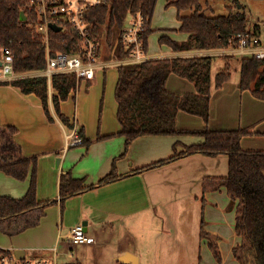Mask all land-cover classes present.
<instances>
[{
  "label": "crops",
  "instance_id": "obj_1",
  "mask_svg": "<svg viewBox=\"0 0 264 264\" xmlns=\"http://www.w3.org/2000/svg\"><path fill=\"white\" fill-rule=\"evenodd\" d=\"M165 2L166 8H170L167 6V0ZM171 8L177 11L175 7ZM177 20V28L163 26L164 28L157 29L160 31L161 52L158 56H153L147 50V60L193 56L214 58L224 55L241 56V59L246 57L239 53V49L176 52L161 45L162 36H168L178 42L188 40L189 35L179 31L181 23L178 11ZM110 51L113 60L102 61V65L108 67L97 71L93 81L82 84L90 87L100 80L103 74L118 70L121 60L114 56L112 49ZM239 80L235 81L232 74L231 80L221 89L213 87L209 128H251L254 134L242 139V148L264 151V101L255 98L249 90L241 91ZM167 89L178 95L196 93L193 83L174 74L168 78ZM78 90L75 93L73 91L71 96L77 97ZM66 104L67 101L62 102L60 108L70 120V124L78 130L83 127L86 137L94 142L89 148L76 146L67 149L66 145H62L57 132L48 127L45 141L51 147L34 150L33 147H39L37 140L32 136L24 137L23 132L25 129H31L25 125L27 122L32 124L34 111L41 115V100L34 93L24 94L18 87L0 85V126L11 125L18 129L17 140L25 155L51 153L40 157V168L37 166V197L39 201L57 200V203L47 208L40 225L26 231L33 232L32 236L39 245L35 248L37 253L31 252L34 256H46L52 253L50 249L54 246L59 250L61 244H66L65 249L68 245L72 252L74 248L81 246L95 251L98 247L110 248V254L118 264H122L120 260L128 255L136 264H207L204 260V247L207 248L208 244L201 237L202 222L205 223L206 230L219 237L222 257L225 259V253L233 254V249L240 242L235 232V205L225 189L203 192L205 178L228 175V156L210 157L198 153L149 168L173 157L176 152L182 153L187 147L204 143V138L193 135L142 136L134 140L125 152L126 138L118 134L121 125L117 118V109L115 119L103 122L99 131L93 132L86 129L76 112L69 113L65 110ZM54 122L48 124L60 131ZM56 122L65 136L71 131L65 128L57 117ZM177 127L181 130H202L205 123L200 117L180 112ZM114 134V137L96 140L99 136ZM56 145L59 147L56 148ZM124 153L125 156L121 157ZM114 167L118 179L100 185V181L107 177ZM67 174L83 179L85 186L95 185V188L61 203V176ZM29 187V179L22 182L0 172V195L22 198ZM80 224L85 226L87 235L95 239V244L70 245L69 235L72 229ZM20 235L9 238L13 240ZM70 256V260H66L64 264H92L89 258L83 260L73 253Z\"/></svg>",
  "mask_w": 264,
  "mask_h": 264
},
{
  "label": "trees",
  "instance_id": "obj_2",
  "mask_svg": "<svg viewBox=\"0 0 264 264\" xmlns=\"http://www.w3.org/2000/svg\"><path fill=\"white\" fill-rule=\"evenodd\" d=\"M159 0H106L101 7L89 13V20L95 23L94 32L101 41L105 33L108 44L119 59H126L129 52L121 41L122 31L130 16L141 12L147 21L144 34L146 51L149 36L153 33L152 20ZM29 0H0V48L12 50L16 72L26 74L46 67L45 51L38 34L29 27L32 12ZM168 7H175L181 23L179 31L189 35L186 42L160 38V44L176 52L211 51L234 49L239 46V36L252 34L248 29V17L239 6L236 12L227 16H207L201 0H167ZM190 15H183L184 12ZM27 20H21V13ZM104 28H107L105 31ZM56 51L70 52L72 34H53ZM231 59V58H230ZM226 58L224 67L212 76L213 57L193 56L171 59L148 60L139 64L123 65L118 68V82L115 90L117 118L121 125L118 133L126 138V151L130 144L142 136H184L204 138V143L187 147L185 152L175 153L167 160L155 163L149 168L173 162L181 157L204 154L215 157L226 155L229 159V173L226 177H209L203 181V192L227 191L235 205V232L240 242L233 249V257L239 264H264V151L244 150L241 141L254 134L251 128L235 130H211L210 109L212 89H221L232 78V64ZM193 83L196 93L178 95L167 89L170 75ZM0 85H12L24 94H36L50 122L57 119L67 129L73 124L62 113L61 103L77 92L79 82L74 74L55 75L50 95L46 77L23 78ZM241 91H251L253 96L264 101V59L246 56L240 61ZM76 99V95L73 96ZM185 112L203 119L202 130H181L177 127L178 114ZM19 131L11 125L0 126V172L18 181L30 180V187L22 198L0 195V230L7 236L15 237L40 225L47 208L57 200L39 201L37 197V166L40 154L27 156L17 140ZM83 138L82 146L89 148L94 142L86 137L84 128L79 129ZM99 136L101 141L114 137ZM125 156V153L121 156ZM118 179L115 167L100 181V185ZM83 179L62 175L60 181V202L79 193L95 188L85 186ZM205 199L203 200L205 204ZM201 237L218 264L223 263L219 237L206 230L202 222Z\"/></svg>",
  "mask_w": 264,
  "mask_h": 264
},
{
  "label": "built area",
  "instance_id": "obj_3",
  "mask_svg": "<svg viewBox=\"0 0 264 264\" xmlns=\"http://www.w3.org/2000/svg\"><path fill=\"white\" fill-rule=\"evenodd\" d=\"M105 3L106 0H29L28 7L32 12L29 27L42 40L46 67L36 72L19 74L16 72L12 50L0 48V84L23 78L46 77L52 96L57 94V91L52 89V78L55 75L74 74L79 86L83 82L93 81L96 78V72L108 66L102 65L101 41L96 37L95 23L89 20V13ZM51 25L61 30L55 32ZM146 27L147 21L141 12L130 16L121 36L123 47L129 52V56L126 59H120V66L148 61L144 38ZM63 33L72 34L73 43L70 46V52L56 51L53 47L52 35ZM234 49H239V53L245 56L264 59V48H261L255 36L249 33L239 36V46ZM66 136L67 149L83 144V138L77 128H73ZM68 242L72 246L96 243L94 238L87 235L84 225H78L72 229ZM50 251L54 255L52 260L41 258V256L36 257L33 254V257L29 259L27 253L23 259H20L11 250L0 248V264H59L58 247L54 246Z\"/></svg>",
  "mask_w": 264,
  "mask_h": 264
},
{
  "label": "rangeland",
  "instance_id": "obj_4",
  "mask_svg": "<svg viewBox=\"0 0 264 264\" xmlns=\"http://www.w3.org/2000/svg\"><path fill=\"white\" fill-rule=\"evenodd\" d=\"M166 0H159L157 4V9L155 11L152 29L153 33L149 36L148 47L149 54L153 56H158V53L161 52V47L159 46V33L157 30L159 28H164L163 26H168L169 28H177V11L173 8H166ZM203 10L207 16L218 17V16H227L231 12H236L239 6H242V11L246 13L248 17V29L252 34L258 33L256 28H259L260 35L255 36V40L259 42V46L264 48V0H201ZM183 15H190V12H184ZM106 31L107 28H104ZM101 48H102V61L107 60L108 62L113 60L110 57L112 47L108 44L105 33L101 36ZM230 59L232 63V74L233 79L237 81L240 79V61L241 56H229L224 55L222 57L215 56L213 58L212 65V76L215 75L224 67L225 59ZM116 68V67H114ZM113 68V69H114ZM110 69V68H109ZM118 70H112L107 72V75L103 74L101 79L88 87L86 84H82L81 88L78 90L76 99L73 96L69 97L67 104L65 105V110L67 112H76L78 117L83 120V125L86 126L88 131L98 132L103 122L108 121L109 119H115L116 113V99H115V84L118 78ZM41 115L37 114L35 111L33 113L32 124L27 122L25 125L27 128L23 132L24 137L32 136L38 142L39 147H33L34 150H45L51 146L46 144L45 135L48 134L47 128L50 127L58 134V138L61 139L62 145H66L67 136H65L62 128L58 125L55 120V124L62 130L60 131L54 126H50L51 123L43 109H40ZM53 116L56 119L55 114ZM34 129V130H33ZM70 133V130L69 132ZM42 146V147H41ZM82 146V145H81ZM59 147L56 145V148ZM72 148V147H71ZM55 152V151H54ZM49 152H42L40 157H43ZM39 157L38 166L40 168L41 159ZM58 165V158L55 160V166ZM57 168V167H56ZM38 168H37V182H38ZM30 230V229H29ZM28 231V230H27ZM33 232L22 233L18 238L13 240L9 238L10 236L5 235L0 230V248L11 250L15 253L17 249L26 250L27 256L29 259L33 257L31 252L37 253L36 249L39 245L32 236ZM14 241V242H13ZM13 242V243H12ZM66 244H61L59 246V256L57 258L59 264H64L66 260H70V254L73 253L75 256H80L81 258H89L92 264H118L117 261L113 260L110 252V248H96L90 249L89 247H76L74 251L70 250L71 248ZM17 246H22L19 248ZM204 247V260L207 264H218L214 258L212 251L208 246ZM65 249V250H63ZM39 250H41L39 248ZM64 251V252H63ZM233 253V251H232ZM52 255V256H51ZM66 255V256H64ZM37 257V254L35 255ZM39 256V255H38ZM53 253L47 254L41 258L52 260ZM206 258V259H205ZM145 264V263H143ZM222 264H239L233 257V254L225 253V259L223 258Z\"/></svg>",
  "mask_w": 264,
  "mask_h": 264
},
{
  "label": "water",
  "instance_id": "obj_5",
  "mask_svg": "<svg viewBox=\"0 0 264 264\" xmlns=\"http://www.w3.org/2000/svg\"><path fill=\"white\" fill-rule=\"evenodd\" d=\"M21 20L22 21L27 20L26 14L24 12L21 13ZM51 27L55 32H59L61 30L59 27H57L55 25H51ZM0 65H1V63H0ZM15 254L18 258L23 259L26 256V251L23 249H17L15 251ZM120 263H122V264H136V262L133 260V258H131L130 255L123 257L120 260Z\"/></svg>",
  "mask_w": 264,
  "mask_h": 264
},
{
  "label": "bare ground",
  "instance_id": "obj_6",
  "mask_svg": "<svg viewBox=\"0 0 264 264\" xmlns=\"http://www.w3.org/2000/svg\"><path fill=\"white\" fill-rule=\"evenodd\" d=\"M81 225V224H80Z\"/></svg>",
  "mask_w": 264,
  "mask_h": 264
}]
</instances>
